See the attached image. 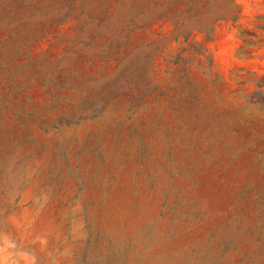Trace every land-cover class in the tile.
Here are the masks:
<instances>
[{
  "label": "rangeland",
  "instance_id": "374dc122",
  "mask_svg": "<svg viewBox=\"0 0 264 264\" xmlns=\"http://www.w3.org/2000/svg\"><path fill=\"white\" fill-rule=\"evenodd\" d=\"M0 264H264V0H0Z\"/></svg>",
  "mask_w": 264,
  "mask_h": 264
}]
</instances>
